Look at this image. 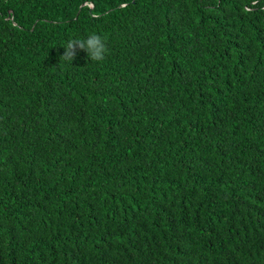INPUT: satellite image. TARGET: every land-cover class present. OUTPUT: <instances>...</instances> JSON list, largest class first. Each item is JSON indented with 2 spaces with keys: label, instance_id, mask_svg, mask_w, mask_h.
Here are the masks:
<instances>
[{
  "label": "trees",
  "instance_id": "16d2710c",
  "mask_svg": "<svg viewBox=\"0 0 264 264\" xmlns=\"http://www.w3.org/2000/svg\"><path fill=\"white\" fill-rule=\"evenodd\" d=\"M0 264H264V0H0Z\"/></svg>",
  "mask_w": 264,
  "mask_h": 264
},
{
  "label": "clouds",
  "instance_id": "9594fccd",
  "mask_svg": "<svg viewBox=\"0 0 264 264\" xmlns=\"http://www.w3.org/2000/svg\"><path fill=\"white\" fill-rule=\"evenodd\" d=\"M65 49L60 59L72 62L77 50H84L90 60L102 61L108 51L105 40L98 34H91L86 39H70L63 46Z\"/></svg>",
  "mask_w": 264,
  "mask_h": 264
}]
</instances>
